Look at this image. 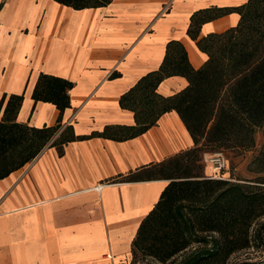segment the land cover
Segmentation results:
<instances>
[{"label": "crops", "instance_id": "crops-1", "mask_svg": "<svg viewBox=\"0 0 264 264\" xmlns=\"http://www.w3.org/2000/svg\"><path fill=\"white\" fill-rule=\"evenodd\" d=\"M247 1L111 0L74 10L53 0H0V100L22 95L16 122L55 127L51 141L59 134L90 136L64 143L62 154L48 144L0 179V264L129 261L138 227L168 183L154 169L194 144L174 110L133 135L135 113L144 120L146 96L172 97L188 86L185 77L164 78L150 94L140 91L131 108L120 99L160 68L170 42L201 68L207 55L197 40L236 26L240 15L203 22L196 40L188 33L192 16ZM40 74L73 84L62 113L32 99ZM106 128L121 140L91 136Z\"/></svg>", "mask_w": 264, "mask_h": 264}, {"label": "trees", "instance_id": "trees-1", "mask_svg": "<svg viewBox=\"0 0 264 264\" xmlns=\"http://www.w3.org/2000/svg\"><path fill=\"white\" fill-rule=\"evenodd\" d=\"M53 1L81 10L105 6L111 0ZM231 11L240 15L236 26L197 40L198 48L207 55L201 68L194 69L184 48L177 42H170L160 68L120 99L122 107H130L128 103L134 96L138 97L140 91L152 93L164 78L178 75L188 80V86L172 97L156 100V97L146 96L143 122L140 112L135 113L139 127L133 135L147 130L162 113L174 110L194 147L154 169L153 173L167 179L168 183L138 227L131 243L132 256L142 252L165 262L190 247L191 234L209 235L212 250L203 259H193L191 264H210L219 257L224 260L237 251L250 248L264 232V191H248V185L188 172L166 175L163 170L171 163L178 168L183 157L193 162L196 153L249 149L254 146V135L260 129L264 138V0H248L238 8L199 11L192 16L188 33L196 40L203 22ZM215 43L217 48L212 52ZM72 87L73 84L65 79L40 74L32 99L51 103L62 113L70 106L68 92ZM4 102L5 96L0 100V110L4 105L0 119V179L30 162L48 144L56 146L58 154H62L64 143L90 137L71 134L60 138L59 134L51 141L55 127L37 129L16 122L22 95H10ZM108 132L106 128L91 136L121 140ZM259 156L264 163V145ZM255 221L258 227L249 235Z\"/></svg>", "mask_w": 264, "mask_h": 264}, {"label": "rangeland", "instance_id": "rangeland-1", "mask_svg": "<svg viewBox=\"0 0 264 264\" xmlns=\"http://www.w3.org/2000/svg\"><path fill=\"white\" fill-rule=\"evenodd\" d=\"M216 44L211 48L212 52L216 50ZM263 145L264 138L260 129L254 135L253 147L245 150L232 149L221 151L220 153L226 159V166L220 176L231 183L248 185L250 187L248 191H264V163L260 162L259 156ZM212 152L196 153V158L193 159V162L183 157L180 159L181 165L178 168V165H175V163L164 167V174L179 175L188 172L205 177L208 175L209 178L213 177L217 174L214 172L212 164L205 160V157L213 154ZM190 159L192 160V158ZM257 223L255 221L251 225L249 235L252 234L254 229H257ZM191 235H193V240L190 247L174 258L161 262L153 257L144 255L142 252H137L135 256L131 254L126 264H191L193 259H203V257L208 255V251L212 250V238L209 235ZM210 264H264V232L260 238L251 243L250 248L237 251L224 260L222 257H219L216 262Z\"/></svg>", "mask_w": 264, "mask_h": 264}, {"label": "built area", "instance_id": "built-area-1", "mask_svg": "<svg viewBox=\"0 0 264 264\" xmlns=\"http://www.w3.org/2000/svg\"><path fill=\"white\" fill-rule=\"evenodd\" d=\"M165 8L167 9V6ZM205 160L212 164L214 172L217 174V175H214L213 177H210V178H212V179H223V177H221L220 174H221V172H223V170L226 166V159L222 155V153H220V152L213 153L212 155H209Z\"/></svg>", "mask_w": 264, "mask_h": 264}]
</instances>
